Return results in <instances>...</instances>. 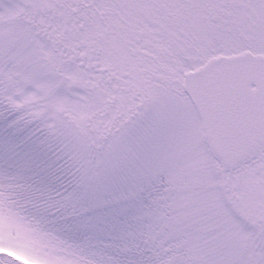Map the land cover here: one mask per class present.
I'll use <instances>...</instances> for the list:
<instances>
[{"label":"snow or ice","instance_id":"1","mask_svg":"<svg viewBox=\"0 0 264 264\" xmlns=\"http://www.w3.org/2000/svg\"><path fill=\"white\" fill-rule=\"evenodd\" d=\"M0 264H264V0H0Z\"/></svg>","mask_w":264,"mask_h":264}]
</instances>
